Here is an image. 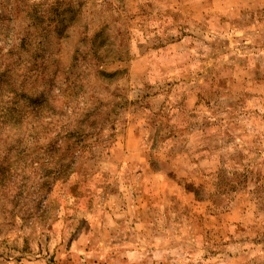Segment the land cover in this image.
<instances>
[{
	"label": "rangeland",
	"instance_id": "1",
	"mask_svg": "<svg viewBox=\"0 0 264 264\" xmlns=\"http://www.w3.org/2000/svg\"><path fill=\"white\" fill-rule=\"evenodd\" d=\"M0 264H264V0H0Z\"/></svg>",
	"mask_w": 264,
	"mask_h": 264
},
{
	"label": "trees",
	"instance_id": "2",
	"mask_svg": "<svg viewBox=\"0 0 264 264\" xmlns=\"http://www.w3.org/2000/svg\"><path fill=\"white\" fill-rule=\"evenodd\" d=\"M105 74V73H104ZM111 75V74H108ZM45 98H47V95H41L37 98H34L31 100V106L33 107H39L43 104ZM50 110L54 111V115H59V112H57V109L59 108V105L57 104V100L53 99L49 103ZM71 163H74V160H71Z\"/></svg>",
	"mask_w": 264,
	"mask_h": 264
}]
</instances>
